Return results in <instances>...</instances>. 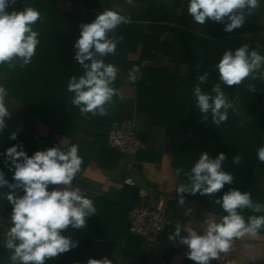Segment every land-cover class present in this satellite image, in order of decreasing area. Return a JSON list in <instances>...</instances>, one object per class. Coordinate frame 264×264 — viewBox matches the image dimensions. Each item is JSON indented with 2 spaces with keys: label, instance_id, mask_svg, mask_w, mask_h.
<instances>
[{
  "label": "clouds",
  "instance_id": "1",
  "mask_svg": "<svg viewBox=\"0 0 264 264\" xmlns=\"http://www.w3.org/2000/svg\"><path fill=\"white\" fill-rule=\"evenodd\" d=\"M16 0H0V66L15 71L17 66L23 69L32 62L40 44V33L33 26L43 20L39 10L26 7L21 11H8ZM127 5L135 7L134 0H126ZM260 7L259 0H189L187 12L194 22L204 25L208 21L224 24V31L231 33L241 28L247 17L254 15ZM130 23V16L123 6L105 9L96 15L90 23L80 25V36L74 44L75 60L83 70L79 77L73 75L67 83V91L72 93L71 103L79 109L82 116H107L114 107V98L123 99L114 83L120 69L105 58L115 55L122 36H113L114 31ZM259 47V45H258ZM200 69V65L196 66ZM219 74V83L212 86L211 92H204L201 85L209 78L208 71L197 76L198 83L192 90L196 107L204 120L211 114L212 123L217 128L226 122L229 111L240 115L238 100H230L222 90V84L228 87L240 85L245 80L264 82V55L250 50L248 44L233 50H226L215 65ZM141 74V68L134 65L127 71L126 79L135 83ZM7 73L0 74V79ZM250 92L257 90L253 83L247 84ZM9 91L0 83V134L7 127L9 111ZM250 119V117H248ZM241 126H244L242 121ZM10 139H17L13 132ZM5 166L13 172L12 182L5 178L0 170V189L7 187L8 192H0V199L6 198L13 206L12 226L3 234V246L11 252L10 264H46L63 253L78 246V241L62 233L71 228L80 230L86 226V218L97 213L94 200L80 188H73L72 182L81 171L83 158L79 155V146L72 144L61 147L57 144L46 150H38L29 156L22 144H17L2 153ZM257 157L264 162V146L257 149ZM227 159L221 152L212 158L207 151L201 153L190 171L177 169V175L184 173L186 180L176 188L180 196L179 204H184V195L214 197L225 185H231L234 176L223 169ZM244 158L233 157V163L239 164ZM50 186H56L50 188ZM62 186V187H57ZM22 190L23 195H18ZM226 213L219 220L209 218L205 230L200 233L187 229L186 235L181 224L168 236L169 241L178 242L187 247L188 259L195 264H211L221 253H228L234 239L246 235L256 237L264 229V215H250L245 219L243 210L264 213V204L254 202L250 192H241L231 188L212 201ZM191 214L187 209L185 216ZM87 264H114L108 257L89 258Z\"/></svg>",
  "mask_w": 264,
  "mask_h": 264
},
{
  "label": "trees",
  "instance_id": "2",
  "mask_svg": "<svg viewBox=\"0 0 264 264\" xmlns=\"http://www.w3.org/2000/svg\"><path fill=\"white\" fill-rule=\"evenodd\" d=\"M68 1L86 8L87 15L82 17L80 14L64 11L58 7L56 0H23L18 6L17 11L26 7L39 10L43 20L33 26L34 30L40 33V44L32 62L23 69L17 66L15 71L0 66V74L7 73L6 78L0 79V83L9 91L8 100H16L20 105L14 118H6L7 127L3 134H0V154L17 144H22L29 156L38 150L55 146V136L67 130L64 115H67L66 119L68 117L72 120L73 131L81 124L95 122L101 130L107 132L124 119L116 112L119 98H114V107L109 109L107 116L103 117L92 116L90 113L82 116L79 109L71 103L73 94L67 91V83L73 75L79 77L83 74V70L75 60L73 50L80 36V25L90 23L104 10L103 0ZM136 1L138 0H134V3ZM144 1L147 4L146 20L168 21L173 25L159 26L166 32L162 41L144 33L145 25L136 22L122 24L113 33V36L123 37L122 42L117 46V50L125 52L124 58L119 59V63L121 61L123 64L118 65L120 71L127 73L134 65L141 68L137 84L132 90L137 100L138 112L145 114L154 126L165 130L170 139L172 161L176 169L183 168L184 171H190L204 151H207L213 159L223 152L227 159L222 167L234 176L233 183L226 184L214 197L201 196L199 193L185 194V196L206 211L222 217L226 213L212 201L231 188L250 192L254 202L264 204V162L257 157V149L264 146V82L245 80L240 85L231 87L222 84V90L228 98L238 100L241 114L237 115L230 110L227 121L219 128L212 123L210 113L207 120L202 118L196 107L195 97L192 95V90L198 83L197 76L203 74V71L209 73L207 82L201 85L204 92H211L212 86L220 82L215 65L226 50L234 51L243 44H248L250 50H257L264 55L261 42L244 36V34L264 32V21L261 19L264 13V0H259L260 7L254 15L248 16L244 25L231 33L224 31V24L213 21L200 25L197 30L194 29L197 24L187 12L189 0L185 1L184 10L177 17L167 16L166 0ZM122 3L125 8H132L127 5L126 0H122ZM104 6L106 9L112 8L107 4V0H104ZM47 12L55 16L60 32H55L52 23L44 18ZM138 50V58H130ZM159 53L168 61L174 62L176 67L187 65L188 73L179 75L176 70L170 73L166 68L157 70L142 66L145 60ZM111 59L112 55L106 57L105 62L109 63ZM198 64L199 70L196 69ZM249 83L256 85L255 92L248 90ZM120 86L116 80L114 87L119 91ZM55 110L60 115L52 122L51 116ZM35 121L48 127L52 124L47 136L40 134L34 124ZM13 132L17 133L15 140L10 139ZM238 154L244 160L234 164L233 157ZM0 170L5 173V178L12 182L13 172L5 166L3 155H0ZM178 178L181 183L186 180L183 172ZM130 190L132 201L126 210H131L139 200L138 190L136 188ZM8 191L7 187L0 189V192ZM17 194L23 195V191L20 190ZM7 205L12 207L6 198L0 199V211ZM242 215L247 220L250 215H264V213H253L245 209ZM259 233L264 234V229ZM62 234L71 236L72 239L80 238V235H69L67 229ZM126 234L131 236L128 234L127 223ZM3 240L4 237L0 235V264H6L11 255V252L3 246Z\"/></svg>",
  "mask_w": 264,
  "mask_h": 264
},
{
  "label": "crops",
  "instance_id": "3",
  "mask_svg": "<svg viewBox=\"0 0 264 264\" xmlns=\"http://www.w3.org/2000/svg\"><path fill=\"white\" fill-rule=\"evenodd\" d=\"M21 1L23 0H16L8 11H17ZM56 1L58 7L64 11L80 14L82 17L87 15L86 8H81L71 1ZM185 1L187 0H166L167 16L177 17L181 14ZM107 4L112 8L118 5L124 7L122 0H107ZM134 5L135 7L131 9L124 7L126 14L130 16V22L145 25L144 33L162 41L166 32L159 26H172L173 23L146 20L147 4L144 0L136 1ZM105 9L103 0V10ZM44 18L52 23L55 32H60L55 16L47 12ZM261 19L264 21V13ZM199 27L200 25L197 24L194 29L197 30ZM244 36L261 42L264 54V32L249 33ZM73 50L76 52L74 47ZM133 54L134 56L130 58L137 59L139 50ZM124 56L125 52L116 50L109 63L117 67L119 64L123 65L121 61L119 63V59ZM142 66L157 70L166 68L170 73L176 70L179 75H185L189 70L185 64L176 67L174 62L168 61L161 53L145 60ZM126 74L120 71L117 78L121 85L119 92L123 99L118 100L116 112L124 117L123 120L129 119L134 122L137 135L146 147L133 154H123L107 145L106 131L101 130L97 123L86 122L73 131L72 120L68 117L66 119L67 115H64L67 130L55 136V145L60 144L65 148L72 144L79 146V155L83 158V164L81 171L72 182V187L80 188L94 200L97 213L86 218V226L80 230L69 226L67 229L69 235H80V238L73 239L78 241V246L46 261V264H87L89 258L104 257L113 260L114 264H195L188 259L186 255L188 249L178 242L179 238L169 241L168 236L175 231L177 223L184 229L182 235H186L189 228L202 233L209 218L217 220L222 218L194 204L185 194H183L184 204H179L180 196L176 188L182 183L173 165L170 139L163 128L154 126L145 114L138 112L137 100L132 91L137 81L129 83ZM9 104L11 118H14L20 105L18 101L12 99L9 100ZM59 115L60 113L55 110L51 116L52 122ZM34 124L43 136H47L50 127L52 128V124L50 127L38 121ZM52 187L56 186H50ZM131 188L138 190V203L152 200L163 209L168 224L158 237L148 238L126 234L127 215L130 211L126 209L132 201ZM123 198L124 202H122ZM187 209H191V214L185 216ZM8 228L10 226L6 222L0 221L2 237ZM110 242L111 245H109ZM6 264H10V261ZM211 264H264V234L259 233L256 237L246 235L234 239L230 251L221 253L217 260L211 261Z\"/></svg>",
  "mask_w": 264,
  "mask_h": 264
},
{
  "label": "built area",
  "instance_id": "4",
  "mask_svg": "<svg viewBox=\"0 0 264 264\" xmlns=\"http://www.w3.org/2000/svg\"><path fill=\"white\" fill-rule=\"evenodd\" d=\"M107 145L123 154H133L145 149L138 137L135 124L125 119L106 132ZM168 224L163 209L152 200L135 205L127 215L128 234L131 236L158 237Z\"/></svg>",
  "mask_w": 264,
  "mask_h": 264
},
{
  "label": "water",
  "instance_id": "5",
  "mask_svg": "<svg viewBox=\"0 0 264 264\" xmlns=\"http://www.w3.org/2000/svg\"><path fill=\"white\" fill-rule=\"evenodd\" d=\"M11 215H12V208H10L9 206H5L0 211V221L6 222L11 227L12 226Z\"/></svg>",
  "mask_w": 264,
  "mask_h": 264
}]
</instances>
